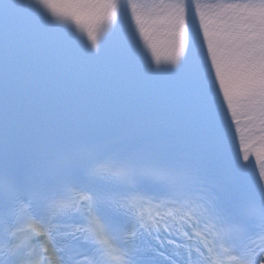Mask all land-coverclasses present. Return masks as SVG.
Segmentation results:
<instances>
[{"label":"snow or ice","instance_id":"snow-or-ice-1","mask_svg":"<svg viewBox=\"0 0 264 264\" xmlns=\"http://www.w3.org/2000/svg\"><path fill=\"white\" fill-rule=\"evenodd\" d=\"M262 142L264 0H0V264H264Z\"/></svg>","mask_w":264,"mask_h":264}]
</instances>
